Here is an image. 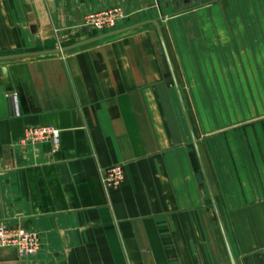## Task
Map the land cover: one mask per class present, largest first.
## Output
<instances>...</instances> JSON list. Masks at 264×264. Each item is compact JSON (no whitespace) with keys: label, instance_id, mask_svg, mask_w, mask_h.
I'll list each match as a JSON object with an SVG mask.
<instances>
[{"label":"crops","instance_id":"obj_1","mask_svg":"<svg viewBox=\"0 0 264 264\" xmlns=\"http://www.w3.org/2000/svg\"><path fill=\"white\" fill-rule=\"evenodd\" d=\"M247 4L248 19L243 0H0V57L34 54L0 65V223L40 240L30 257L0 249V264H232L229 249L264 264V121L242 139L208 106L255 41ZM117 7L116 30L83 26ZM47 125L58 149L23 142ZM112 166L123 181L108 190Z\"/></svg>","mask_w":264,"mask_h":264},{"label":"rangeland","instance_id":"obj_2","mask_svg":"<svg viewBox=\"0 0 264 264\" xmlns=\"http://www.w3.org/2000/svg\"><path fill=\"white\" fill-rule=\"evenodd\" d=\"M257 32L255 41L242 39L244 55L241 57L240 78L238 83L226 79L224 103H209V111L217 115L219 122L230 123V130L239 132L242 139H249L248 128L255 121H264V0H257ZM248 0H243L241 16L248 19ZM236 9H233V12ZM253 43L256 47L253 50ZM251 44L249 51L248 45ZM230 82L233 84L231 87ZM216 94V98L220 100ZM215 117V116H214ZM256 118V119H255ZM244 142V140H243Z\"/></svg>","mask_w":264,"mask_h":264},{"label":"built area","instance_id":"obj_3","mask_svg":"<svg viewBox=\"0 0 264 264\" xmlns=\"http://www.w3.org/2000/svg\"><path fill=\"white\" fill-rule=\"evenodd\" d=\"M127 13L120 7L91 13L83 20V26L94 31L116 30L126 19ZM16 115H20L18 96L12 94ZM61 138L60 129L52 126L27 127L24 133V143H43L49 141L55 149L59 148ZM101 181L105 189L118 188L123 181V169L120 166H112L101 173ZM14 248L19 256L30 257L40 250L39 236L21 226L9 225L6 222L0 223V249Z\"/></svg>","mask_w":264,"mask_h":264},{"label":"water","instance_id":"obj_4","mask_svg":"<svg viewBox=\"0 0 264 264\" xmlns=\"http://www.w3.org/2000/svg\"><path fill=\"white\" fill-rule=\"evenodd\" d=\"M130 28H134V27H130ZM130 28H125V29H122V30H117V31H114V32L108 33V34H106V35H103V36H100V37H97V38L93 39V41H96V40H99V39H104V38H107V37H111V36H114V35L120 34V33H122V32H125V31L129 30ZM36 39H37V44L40 45V40H39V38L36 37ZM81 44H83V43H79V44H76V45H74V46H71V47H68V48H64V49H59V50H55V51H49V52H47V53H62V52H65V51H67V50H69V49H72V48H74V47H77V46H79V45H81ZM33 55H34V54H21V55H14V56H3V57H0V65H6V64L10 63V62L13 61V60H17V59H21V58H26V57H30V56H33ZM177 89H178V92H179V88H177ZM179 93H180V92H179ZM182 106H183L184 112H186V109H185V107H184L183 102H182ZM189 126H190V124H189ZM193 142H194V145H195V147H196V149H197V153H198V156H199V159H200V162H201L202 168H203V164H202V160H201V157H200V153H199V149H198L197 141H196L194 135H193ZM203 172H204V174H205V176H206V172H205L204 168H203ZM207 184H208V186H209V183H208V182H207ZM209 191H210V193H211V195H212V191H211V188H210V187H209ZM212 197H213V196H212ZM213 201H214V200H213ZM217 217H218V220H219V222H220V224H221V227H222V231H223V235H224L225 241L227 242V237H226V234H225L224 228H223V226H222L221 218H220V216H219L218 213H217ZM228 249H229V248H228ZM229 253H230V258H231V262H232V264H235L234 259H233V255H232L230 249H229Z\"/></svg>","mask_w":264,"mask_h":264}]
</instances>
